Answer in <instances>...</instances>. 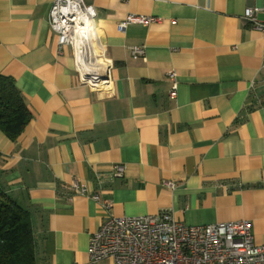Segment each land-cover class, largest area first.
Listing matches in <instances>:
<instances>
[{
	"label": "crops",
	"instance_id": "crops-1",
	"mask_svg": "<svg viewBox=\"0 0 264 264\" xmlns=\"http://www.w3.org/2000/svg\"><path fill=\"white\" fill-rule=\"evenodd\" d=\"M52 2L0 0V74L30 113L14 139L0 130V186L29 213L35 263L88 264L108 216L163 210L189 225L247 220L264 244V35L242 18L264 0H83L112 64L98 87L71 46L58 51ZM128 14L157 21L120 32ZM114 164L123 176L99 185Z\"/></svg>",
	"mask_w": 264,
	"mask_h": 264
},
{
	"label": "built area",
	"instance_id": "built-area-1",
	"mask_svg": "<svg viewBox=\"0 0 264 264\" xmlns=\"http://www.w3.org/2000/svg\"><path fill=\"white\" fill-rule=\"evenodd\" d=\"M264 7H248L242 18L264 35V20L258 12ZM156 17L128 14L117 25L123 32L128 25H149ZM96 10L83 0H53L48 24L56 36L58 51L63 46L73 48L76 66L82 83L98 87L109 83L112 64L99 56ZM134 59L144 56V48H129ZM90 75V77H87ZM175 73L169 96L176 97ZM123 164H114L108 173H97L99 185L123 176ZM171 188L173 182L167 183ZM76 194L88 190L77 180L71 184ZM98 199V195L93 196ZM103 205L109 206L104 200ZM88 264L111 259L112 264H264V244L253 240L247 220L189 225L177 220L168 210L143 216H108L92 233L88 242Z\"/></svg>",
	"mask_w": 264,
	"mask_h": 264
},
{
	"label": "trees",
	"instance_id": "trees-1",
	"mask_svg": "<svg viewBox=\"0 0 264 264\" xmlns=\"http://www.w3.org/2000/svg\"><path fill=\"white\" fill-rule=\"evenodd\" d=\"M30 119L13 79L0 74V130L14 139ZM29 213L0 186V264H36Z\"/></svg>",
	"mask_w": 264,
	"mask_h": 264
},
{
	"label": "water",
	"instance_id": "water-1",
	"mask_svg": "<svg viewBox=\"0 0 264 264\" xmlns=\"http://www.w3.org/2000/svg\"><path fill=\"white\" fill-rule=\"evenodd\" d=\"M87 77H90V75H87Z\"/></svg>",
	"mask_w": 264,
	"mask_h": 264
}]
</instances>
